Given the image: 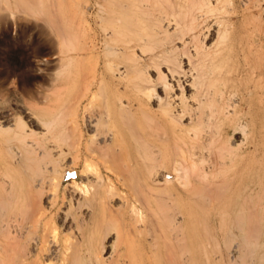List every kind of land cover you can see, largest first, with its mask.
I'll use <instances>...</instances> for the list:
<instances>
[{
  "label": "rangeland",
  "instance_id": "rangeland-1",
  "mask_svg": "<svg viewBox=\"0 0 264 264\" xmlns=\"http://www.w3.org/2000/svg\"><path fill=\"white\" fill-rule=\"evenodd\" d=\"M126 1L0 0V123L10 114L20 117L28 130L36 122L31 118L34 115L37 116L38 119L35 117L37 120L59 111H63L64 115L66 114L64 112L70 111L69 108L73 109V106L78 104H81L82 109L86 108L88 113L104 112L108 106H114L121 99L133 105L134 111L126 116V121L131 122L130 125L141 119L144 126H150V130L153 126L156 128V122L151 123L150 119L163 114L156 105L157 101L149 103L147 96L144 98L145 95L138 92L134 81L128 80L116 87V81L111 78L110 69L120 63V58L117 61L115 57L114 62L117 63L113 64L109 54L113 48L125 45L123 42L126 36L116 34L110 38L111 25L114 24L112 21L118 22L120 16L106 14L104 9L119 12ZM179 2L184 4V8L186 3L191 14L197 13L201 6L204 7L202 3L204 1L201 0H171L170 3L167 0H159L160 5L157 4L163 8L162 10L165 9L162 15L167 14L170 18L166 23L173 15L171 20L173 26L167 36L159 34V37L147 40L146 46L157 49L159 53L165 49L172 51L168 55L174 58L179 56V60L174 59L175 63L179 61V65H173L174 61L170 63V60H173L171 57L170 60L167 57V63L165 59L167 55L163 57L164 54L159 57L155 56V53L154 58L147 55L145 64L149 66L148 76L152 80L149 86H156L154 94L164 96L162 90L165 82L161 79L164 74L168 82L175 86L173 93L176 94L180 93L178 81L195 80L196 86L203 91L199 90L200 93L206 96L202 105L200 93L196 101L194 99L190 102L194 109L197 107L196 111L194 110L197 116L205 115L203 114L205 111L211 117H217L218 113L217 119L212 118L218 125L212 122L208 124L209 127L204 126L208 131L204 135L208 137L209 133L214 137L215 133L220 134L211 140L213 143L210 142L209 136L208 140L206 137L201 140H190L187 145L173 143L170 146L174 154L181 150L196 153V156L190 157V160L184 163L179 159L178 163H182L183 166L177 163L183 170L185 167L189 168L187 172L190 175V185L187 189L182 185L185 180L179 182L174 175L166 173L170 171L167 169L173 165V159L159 162L160 165L167 166V169L166 171L162 169L160 177L162 183L157 185L161 188L158 194L161 193L163 196H160L166 199L170 189L178 191L188 201L187 207L170 206L164 209L165 202L164 205L150 203V207L141 194L144 189L142 190L140 176V181L137 179L138 175H142L141 171L134 167V162L124 161L118 152L109 148L108 159L125 178L118 187L122 193L129 194L127 196L129 200L136 203L135 208L128 205L129 202L122 206L118 198H113L111 201L108 200L110 202L107 205L105 204L107 215L112 218L117 228L122 230L120 237L122 243L117 249H123L126 241H129L131 247L128 252L134 256L136 263L141 264H145L144 262L149 264L150 258H155L159 264H183L187 260L185 264H264V0H210L215 5L212 6V10L205 9L207 15L205 12L201 13L205 20L204 17L200 18L201 22L198 21V27L196 26L198 29L195 30L189 25L192 20L191 14L188 17L189 9L187 11H183L186 8L180 9ZM185 12L186 20L184 19L186 16L182 15ZM174 21L178 22V25L181 24L182 28L185 25L186 32L184 28L182 30L186 34L173 29ZM71 31L76 32V36L72 35ZM109 35L110 37H107ZM151 36L152 34L149 38ZM185 43H188L186 47ZM71 47L72 52L68 51ZM173 48L178 51L172 50ZM189 53L192 55L189 56ZM195 53L199 55L196 56ZM69 56L75 57L67 61ZM130 56L126 59L121 58L124 59L121 60V65L132 67L130 65L133 57ZM107 62H111L110 65ZM107 66L110 69H107ZM169 68L176 71L175 81L171 79L173 73H168L171 71ZM131 71L130 78H133L131 76L132 74L134 76L135 72ZM187 92L191 95L193 91L189 89ZM210 94L208 98L207 95ZM212 96L214 100L220 98L222 102L218 103L219 105L213 104L216 101L208 100ZM139 101L143 103L141 109L137 106ZM227 104L230 106L233 104L232 108L236 104L237 110L235 107L231 109L230 106L226 108ZM227 109H235V113L232 114V118L221 124L218 120L224 117L223 113L227 112ZM184 124L185 128H191L195 123L191 125L184 121ZM204 127L196 125L198 130ZM102 129L104 131V127ZM190 132L189 134H192V130ZM36 136L38 135H33L30 140L34 138L36 140ZM200 155H203V161L199 160ZM68 158L69 156L65 160ZM183 170L180 175L185 174L186 171ZM187 172L185 175H188ZM25 173L27 179H30L29 175L31 177L34 175L31 171ZM82 180L84 179L77 178L79 185ZM57 181L59 196H63L64 193L67 195L65 189L73 181L72 170L67 169L65 165L60 167ZM199 181H202V185L205 183V187L202 188L207 192L205 195L209 196L208 200L203 199L205 203L200 197L197 199L195 191L192 190L202 191ZM32 191L34 194L33 192L31 194L35 195L37 200H33L34 196L31 198L30 195L31 212L40 205V199H43L44 204L50 194L49 191L42 195L39 191ZM236 199H239L238 205L235 204ZM243 206L246 218L241 232L235 216ZM78 210L74 209L72 213L79 214L80 209ZM47 214L51 220L52 213L47 210ZM167 215L174 217L175 224L166 223L169 218ZM52 223L63 232L58 219L53 218ZM244 234L248 235L249 244L243 242ZM114 239V235L110 234L105 239V246L111 245ZM253 250L255 252L251 254Z\"/></svg>",
  "mask_w": 264,
  "mask_h": 264
},
{
  "label": "bare ground",
  "instance_id": "bare-ground-1",
  "mask_svg": "<svg viewBox=\"0 0 264 264\" xmlns=\"http://www.w3.org/2000/svg\"><path fill=\"white\" fill-rule=\"evenodd\" d=\"M157 1L159 2V0H127L123 6L121 5L122 10L119 12L111 9H104L106 14L116 15V17L117 15L120 16L118 18H120L121 20L119 19V21L122 22L120 23L116 20L115 23V21L111 20L114 23L113 26L111 25L112 34L111 37L110 35L107 37L112 39V35H125V40L127 41L125 42L124 40L123 43H125V45L122 44L123 47L121 45V48H113L111 53L110 51L108 52L110 53L109 55H111V58L109 59L113 61V64L117 63L114 61H118L119 58L120 63L113 66L111 69L107 66V69H110L112 74L111 78L116 81V87L125 83V81H134L137 85L136 89L138 92L144 94V98L147 96L149 103L153 100L157 101L156 105L163 114L160 117H151L150 122H156V128L153 126V129L150 130V126H144V122L142 123L141 119L135 120L134 125H130L131 122L129 123V121H126V116L134 111L133 105L123 102L121 99L119 100L120 102L115 103L114 106H108L104 112L100 111L93 114L88 113L86 108V110L82 109L81 104H78L77 106L74 105L73 109L69 108L68 110L70 111L64 112L66 113L64 115L62 114L63 111H59L58 113L47 114L40 120H37V116L34 115V117L32 116L31 118L36 122L28 130L24 127L20 117L17 118L16 116H10V114L0 123V264H141L136 263L134 256L128 252L131 247L129 241H126L123 249H117L118 245L120 247L122 243L120 242L122 230H119L112 218L107 215L108 211H106V205L113 198H118L122 206L127 202H129L130 204L128 205H131L133 208L136 206L134 200L132 201L128 199L127 196H129V194L122 193V190L118 187L125 181V178H123L122 172L115 168L112 162L108 159V154L110 152L109 148L118 152V154L124 158V161L128 162L131 160L132 163L134 162V167L141 171L142 175H138L137 179L140 181L141 178L143 184L142 190L144 189V192H141V194L144 195V199H146L147 203L157 205L165 202L166 207L164 209L170 206L187 207L189 205L188 201L183 197L184 195L178 191L174 192L170 189L168 194H166L167 196L164 193L166 199L161 197L163 196L161 193L158 194L161 188L157 185L158 183H162V181L160 182V177L162 176L161 174L163 171L162 169H165V171L167 169V166L163 164L160 165L159 162L163 163L173 159V165H171V168L167 169L170 171H166V173L168 175H174L179 182L185 180L186 182L184 181L182 185L184 186L183 188L187 189L190 185V175L187 172L189 168L185 167L184 170L180 168L178 166V164H180L178 163V160L182 159L184 163V161L186 162L188 159L190 160V157L196 156V153H186L184 150H181L179 153L174 154L170 149V146H172L173 143L187 145L186 143L190 140L194 141V139L201 140L206 138L207 136H205L204 133L206 134L208 131H206L207 129H205L206 127L204 126L212 122L214 124L215 121L212 120L214 119L213 117L216 116L211 117L210 114H206V111V113H203L205 115L198 112L200 115L197 116L195 112L197 107L194 109V106L191 105L192 103L190 102L194 99L196 101V98L202 89H199L198 85L196 86V81L193 79H184L183 81H178L179 83L177 82V87H179L180 90L179 94L173 93L175 86L168 82L165 74L162 78L160 77L165 82L162 90L164 96L154 94L156 86H149L152 83V80L148 76L149 66L145 64V57L150 55L154 58L155 53V56L159 57L161 54H164L163 57L167 55L165 59L168 63L167 57L172 53V51L166 49L159 53L157 49L154 50L152 47L148 48L146 46L147 40L159 37V34L160 36H165L162 34H166L167 36L173 26L171 24L173 15L171 20L166 23V20L170 18L167 14H165V16L168 17L162 15V13H165V9L162 10L163 8L159 7L161 2L158 3ZM170 1L171 0H167L169 3ZM201 1H204L202 2L204 3V7L201 6L202 8L200 7V9L197 10V13L193 14H191V10L186 3V10H183L184 4H180L181 2L178 3V7L180 6V9L183 11L189 9L188 17L189 14H191L190 16L192 17L189 25L192 30H195V28L198 27V21L201 22L200 18L204 17L203 19L205 20V16L202 15V12H205L206 14L205 9L210 8L212 10L215 5H213L210 0ZM118 7L120 6L118 5ZM170 9L172 10V8ZM182 15L186 16V12ZM185 16L182 17L184 18ZM186 18L187 16L184 19L186 20ZM185 20L183 21L184 24ZM175 23L173 29L176 32L180 31L179 33L183 31L182 34H184L186 32V24H182L185 29L184 32V30H182L183 28L180 26L181 24L178 25V22ZM175 31L172 32L175 33ZM75 33H72V35ZM150 34H152V36L149 38ZM74 36H76V34ZM61 43L63 44V42ZM186 44L188 43H185V47L187 46ZM58 47L59 46L57 45V48ZM174 48L172 50H175ZM70 49L71 50L68 51L72 52V47ZM155 51L159 54L157 55V52ZM64 54L67 55L65 52ZM130 54L133 57L131 59L132 65H130L132 67H124L121 65V58H129ZM189 54V56L192 55L191 53ZM195 54L196 56L199 55H197V53ZM125 55L128 56L126 57ZM112 56L114 58H112ZM69 57L67 58V61L68 59L73 60L75 56ZM65 58L63 61L66 60ZM171 58L173 60H170V63H173V61L175 63L174 59H178L179 56L178 58ZM124 59L122 61H124ZM178 62L175 64L173 63V65L176 66L177 64L178 66ZM110 63H108V65H110ZM131 70L135 72L134 76L133 74L131 76L133 78H130ZM170 72L173 73L171 75L172 81H175L174 78L176 73L174 72L176 71L171 69L168 73L170 74ZM187 75L189 74L187 73ZM211 75H213V73ZM191 77L190 74V78ZM187 88L193 91L191 95H188L189 93L187 90L189 89ZM200 94L202 95V93ZM208 96L210 97L211 94L207 95V97ZM200 98V104L202 105L205 103L206 98L204 93ZM200 98L198 99L200 100ZM220 98L214 100V97L212 96V98L208 100H211L212 102L213 99L217 102H213V104L215 103V105H219L220 102H222V100L220 101ZM137 104L141 109L143 103L139 101ZM235 105L234 107L236 109ZM229 106L230 105L226 108H229ZM232 106H230L231 109L234 108H232ZM234 110H228L224 113L222 112L224 117L219 118L218 121L222 124L225 120H229L230 117L232 118V114L235 113ZM216 113L217 112H214V114ZM217 118L218 113L215 119ZM184 121H188L191 125H193V123L195 124L191 128H185ZM199 124L203 126L204 129L198 130L199 128L197 126V129L196 125ZM215 124L217 123L215 122ZM102 127H104V131L103 129L101 130ZM240 128L241 126H239V129ZM242 128L243 131H245L243 126ZM191 130L192 134H189L191 133ZM218 131L220 132V130ZM207 134L208 137L206 140H208L209 136H212L211 134L209 135V133ZM218 134L220 133H215L214 135L217 137ZM33 135H38L36 136V140H34L35 138L30 140ZM39 136L41 137L39 138ZM215 136L210 138V142H212L211 140L215 138ZM177 155H179L180 158ZM67 156H69V158L65 160ZM202 156L199 160H204ZM179 162H181V160ZM63 165H65L67 169L72 170L73 181H71L68 186L66 185V189L64 188L67 190V195L64 193L63 196L60 197L57 190V175L60 167L62 168ZM181 170H183V172L186 171L188 175H185L186 172H184V175H180L179 173ZM29 171L34 175H32V177L29 175L30 179H27L28 177L26 176V178L24 173L27 172L25 174H28ZM78 177L84 179L82 180L83 182L81 185L77 182ZM80 181L81 180L79 179V182ZM201 182L199 183V187L202 191L192 190L195 191L194 194L197 199L200 197L202 201L203 199L208 200L209 196L207 197V195H205L207 192L202 188L205 187V183L202 185ZM206 187L208 186L206 185ZM32 190L39 191V193L41 192V195L42 193H45V191L50 192L46 202L44 201V204L42 202L43 199L39 198L41 203L39 202L40 205H38L33 212H31L30 207L31 198H33V196L35 198V195L31 194L33 192ZM191 194L192 193L190 192L189 195ZM30 195H32L31 198ZM135 197L136 195L134 198ZM34 198L33 200H37ZM238 203L239 199H236L235 204L238 205ZM74 209H80L79 214L77 212L76 214H73L72 211H74ZM47 210L52 213V216L50 215L52 221L53 218L59 220L63 232H61L57 225H54L52 221L49 220ZM167 216L169 217L170 215ZM235 218L237 226L241 232H243V223L246 218L244 206L243 208H239ZM166 223L171 225L175 224L174 217H169ZM110 234H113L115 239L111 245L106 247L105 239L109 237ZM245 234L243 236V242L249 244V237ZM254 252L255 250H253L251 254ZM183 262H185V260ZM186 262H188V260ZM144 263L146 264V262ZM149 264L159 263L156 262L155 258H150Z\"/></svg>",
  "mask_w": 264,
  "mask_h": 264
}]
</instances>
